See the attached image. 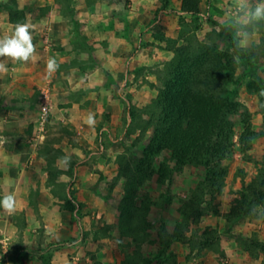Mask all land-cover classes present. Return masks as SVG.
<instances>
[{
	"label": "crops",
	"instance_id": "obj_1",
	"mask_svg": "<svg viewBox=\"0 0 264 264\" xmlns=\"http://www.w3.org/2000/svg\"><path fill=\"white\" fill-rule=\"evenodd\" d=\"M112 1L73 0L64 13L58 0H0V36L16 23H32L40 57L27 64L6 60L8 72L0 76V198L12 192L18 202L12 215L0 208V264H158L160 227L174 231L181 202L197 187L172 193L177 173L165 185L156 184L154 176L150 185L167 189L160 195L149 193L151 199L160 201L170 191L172 202L152 207L142 242L122 235L125 192L120 184L125 180L119 178L118 158L141 139V131H128L133 115L127 105L142 106L158 98L161 89L143 86L141 73L148 71L145 77L156 82L152 69L173 54L152 43L160 0H132L130 8ZM229 1L234 3H213L230 7ZM13 12L24 20L13 21ZM50 57L59 69L49 77ZM125 90L131 95L123 102L118 95ZM146 93L149 97L142 96ZM43 106H48L47 116ZM90 114L93 125L86 122ZM149 133L153 137L155 130ZM65 155L71 161L66 170L58 159ZM69 201L73 212L66 208ZM219 208L200 224L220 231L218 248L175 242L163 264H264L261 249L255 254L239 241L247 240L248 232L227 223L231 206Z\"/></svg>",
	"mask_w": 264,
	"mask_h": 264
},
{
	"label": "trees",
	"instance_id": "obj_2",
	"mask_svg": "<svg viewBox=\"0 0 264 264\" xmlns=\"http://www.w3.org/2000/svg\"><path fill=\"white\" fill-rule=\"evenodd\" d=\"M182 11L199 15L201 0H183ZM21 18L20 12L11 13L13 21H21ZM235 51L240 50L235 47ZM233 62L230 52L214 45L179 46L154 104L156 113L151 118V126L155 125L154 136L139 160L133 164L119 162V178L125 180L120 230L136 243L142 242L146 235L152 207L173 200L169 191L160 201H153L146 195L139 202V190L155 175L156 184L165 185L187 166L205 168L203 179L191 191L190 197L181 202V220L174 231L170 232L164 225L160 227L158 264L169 259L168 250L173 243L193 241L194 235H187L190 228L200 224L225 185L228 169L223 162L233 152L236 126L233 117L239 106L237 90L233 87L237 83ZM260 91L264 92V87ZM243 128L244 132L249 130V127ZM163 152L170 153L174 165L162 161L155 167ZM66 208L71 212L75 210L72 201L67 202ZM213 211L216 213L215 209ZM244 218L264 221V175L261 173L253 183L244 186L241 196L226 215L229 225ZM220 236L216 229L207 227L200 240L203 247L212 248L210 244L217 243ZM259 248L264 252V242L259 243Z\"/></svg>",
	"mask_w": 264,
	"mask_h": 264
},
{
	"label": "rangeland",
	"instance_id": "obj_3",
	"mask_svg": "<svg viewBox=\"0 0 264 264\" xmlns=\"http://www.w3.org/2000/svg\"><path fill=\"white\" fill-rule=\"evenodd\" d=\"M58 1L63 2L64 13H68L70 11L69 4L73 0ZM86 1L88 3H97L103 0ZM117 1L121 2L126 8H130L131 4H133L132 0H113L112 2L117 3ZM179 1L160 0L161 7L156 12L155 17L157 23L155 28L151 29L152 36L155 39L152 43L157 45L158 48L172 51L173 56L168 62L156 64L155 69H152V74L157 79L156 82H150L145 77L148 71L143 70L141 73L143 79L142 85H155L159 89H162L168 66L175 58L177 48L181 45H214L222 51L230 52L233 55V64L237 78V83L233 86L237 90L236 101L239 103L238 110L233 117L236 124L234 148L232 154L223 162V165L228 169V176L225 180L221 196L216 198L215 204L212 207H209L210 211L206 213L207 216L209 212H212L213 209H218L219 206L223 210H227L230 206L232 207L235 200L241 196L244 186L253 183L260 173L264 175V92L260 91L264 87V25L259 26V35L256 36L254 34L253 46L247 52L235 51L233 40L234 21L231 14L232 9L230 8L234 3L229 1L231 3L229 7L216 5L213 3V0H201V13L193 16L180 13V9L178 8ZM226 13H229V15H226ZM256 40L259 41L258 45H256ZM237 55L240 56L239 62L235 60ZM145 91L147 92V90ZM140 92L143 93V90ZM130 93L125 90L117 95L124 102V97L128 98L131 95ZM142 96L149 97L147 93ZM155 101L142 106L127 105V111L133 115V120L127 127L128 131L132 134L137 133L138 130L141 131V139L137 138L129 144L127 152L118 158L119 162L123 161L133 164L134 161L142 157L143 150L152 139L149 132L155 130V125L151 126V118L156 113L154 107ZM243 126L249 127V130L244 132ZM61 128L68 131V128L64 125ZM162 161H166L172 165L175 163L170 153L167 152H163L157 158L155 167H158ZM204 174V167L190 166L184 173L174 175L173 178L175 180L171 184L172 193H177L182 189L189 191L188 188H191V185H198L197 182L203 179ZM155 177L157 176L155 175ZM120 187L124 188L125 184H120ZM75 189L72 188L71 192L74 193ZM163 189L166 190L167 188H153L147 182L139 190L137 197L141 200L146 195L150 197L149 193L160 195ZM192 189L194 188L192 187ZM200 224L193 225L190 229L192 235L195 237L192 241V245L195 248L203 247L200 237L205 228ZM235 225H237L238 229L248 232L247 240L239 239V241L243 245L246 243V246L252 248V251L257 254L260 249L259 243L264 240V221L244 218ZM216 230L221 234L218 229ZM214 237H216V234L213 236V239ZM220 242L221 236L217 243L210 244V246L217 249ZM2 251L0 248V261L4 260ZM45 257L49 259V256Z\"/></svg>",
	"mask_w": 264,
	"mask_h": 264
},
{
	"label": "clouds",
	"instance_id": "obj_4",
	"mask_svg": "<svg viewBox=\"0 0 264 264\" xmlns=\"http://www.w3.org/2000/svg\"><path fill=\"white\" fill-rule=\"evenodd\" d=\"M234 21V44L239 52H247L253 46L254 34L259 35V26L264 25V0H234L232 8ZM229 15V13H226ZM35 25L30 22L16 23L10 32L0 36V76L8 72L5 61L22 62L27 64L37 63L40 59L37 45L34 42ZM259 41L256 40V45ZM235 60L239 62L240 56ZM59 69V64L54 57L46 61V73L50 77ZM89 125L95 123L90 114L86 121ZM66 170L70 166V157L65 155L58 158ZM17 199L14 193L5 192L0 198V208L9 215L17 211Z\"/></svg>",
	"mask_w": 264,
	"mask_h": 264
},
{
	"label": "built area",
	"instance_id": "obj_5",
	"mask_svg": "<svg viewBox=\"0 0 264 264\" xmlns=\"http://www.w3.org/2000/svg\"><path fill=\"white\" fill-rule=\"evenodd\" d=\"M42 111H43L44 116H47V114H48V106H43Z\"/></svg>",
	"mask_w": 264,
	"mask_h": 264
}]
</instances>
